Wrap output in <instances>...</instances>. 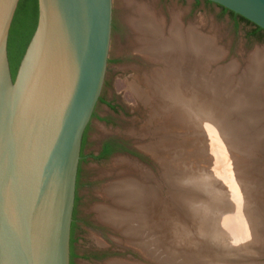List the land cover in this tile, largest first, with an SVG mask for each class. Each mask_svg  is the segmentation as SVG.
I'll return each instance as SVG.
<instances>
[{
  "label": "rangeland",
  "instance_id": "obj_1",
  "mask_svg": "<svg viewBox=\"0 0 264 264\" xmlns=\"http://www.w3.org/2000/svg\"><path fill=\"white\" fill-rule=\"evenodd\" d=\"M126 2L146 5L167 27L173 15L179 16L183 28L194 35L193 44L205 48L200 57L190 50L187 54L198 61L193 62L192 82L181 78L182 91L192 97L187 96L192 103L181 108L183 113L173 109L171 101L151 96L154 83L147 81L161 65L143 58L130 44L125 18L131 10ZM112 5L105 79L83 151L88 159L82 164L78 190L74 264H264V38L246 37L250 27L235 25L203 1L112 0ZM251 93L256 100L254 126L247 122L245 108L229 112L218 104L226 107L231 98L241 104ZM218 96L223 101L214 100ZM211 101L215 105L206 115L205 104ZM209 122L214 126L207 127ZM225 123L236 126L227 128ZM110 139L140 157L120 153L96 160L101 145ZM150 147L159 156L148 152ZM121 161L126 164L117 165ZM131 163L145 175L124 172ZM125 177L154 188L156 200L139 206L142 212L131 227L139 229L145 220L148 230L129 242V236L96 213L97 206L111 203L104 198L108 186ZM225 218L233 221L229 230ZM135 242L146 248H135Z\"/></svg>",
  "mask_w": 264,
  "mask_h": 264
},
{
  "label": "water",
  "instance_id": "obj_2",
  "mask_svg": "<svg viewBox=\"0 0 264 264\" xmlns=\"http://www.w3.org/2000/svg\"><path fill=\"white\" fill-rule=\"evenodd\" d=\"M264 31V0H206ZM0 0V264H70L81 142L103 87L112 0H37L12 79Z\"/></svg>",
  "mask_w": 264,
  "mask_h": 264
},
{
  "label": "bare ground",
  "instance_id": "obj_3",
  "mask_svg": "<svg viewBox=\"0 0 264 264\" xmlns=\"http://www.w3.org/2000/svg\"><path fill=\"white\" fill-rule=\"evenodd\" d=\"M127 4H128L127 8L131 10V15H128L125 18V24L130 29L132 34V37L130 39V44L134 47L135 51H138L139 53H142L144 55V56L141 55L143 56V58L145 57L146 60H149L150 62H155L157 63V65L159 64V66L161 65V68L155 67V69L152 72L153 74L151 75L152 78L150 77L151 79H148L147 81L148 83H150V81L154 83L152 85V89L150 88L152 90V93L154 92L151 96L160 99V101H166V100H168L169 102L171 101L172 102L171 107L176 110L178 109L180 113H183L184 112L183 110H185L188 107L187 105L190 106L192 101L189 100L191 94L187 93V90L182 91V88H185V84L181 82V78L183 76L184 82H188V81L192 82L193 62L198 61V59H195L194 61L188 59L187 54L190 50V52H193L192 53L193 55L200 57L204 54L203 50H205V48H203V46H200V43L193 44V42L195 41V37L192 34V32L183 28L179 16L173 15L171 22L169 23L170 26L168 25L167 27L165 25L163 17L158 16L155 12H153L154 10L153 11L151 9L149 10L147 7H145L146 5L144 4H143L144 6L134 5V2L131 3L129 2ZM256 85L259 84L257 83ZM188 94L190 96H188ZM251 94L248 96V100L247 101L245 100L247 103L243 101L240 104V100H238L237 98L235 99L231 98L233 99V101L228 100L226 107L224 106V103L218 102V104H220L224 109L226 108L227 110L230 109L229 112H231L232 110L234 112V110L236 111L237 108L238 109L243 108V110L245 108V113H247L245 115V118L247 122L249 123L252 122L254 126L256 124L254 122L255 120H257L256 118L257 116L255 113L252 112V108L256 107L255 105L256 100H255V95L253 94L251 95ZM220 97L218 96L214 100L218 101L217 98ZM222 98L223 97L219 99L220 102L223 101L221 100ZM190 99H192V97ZM213 102L214 101H211L210 104L208 103L205 104L206 115L207 114L210 115L211 111L208 108L213 107L214 104ZM200 108L202 109L203 107L200 106ZM224 109L219 110V115L224 112L223 111ZM253 114H255V116ZM216 121L220 126L219 117ZM209 123H207V127L209 126L212 127V125L214 126L213 123H211V125ZM228 124L226 125L225 123L227 128L230 127L235 128L236 126L235 124H229V125ZM261 136H264V134L262 135L261 133ZM156 150H157L156 148H152V147L147 148V151L151 152L152 154L153 152L155 154ZM156 154L157 156H159L158 153ZM124 163L126 164V162L121 161L117 165L120 166V164H124ZM124 172H126L127 174L131 173V175L133 176H137L138 174V176L140 175V177H142L143 175H145L144 172H139L138 166L134 163H131L130 168L125 169ZM142 184L143 183L142 182L140 183V181L135 177L132 178L125 177L119 179L117 183H115L112 186L111 185L108 186L109 188L105 190L104 193L105 197L104 196L103 197L111 201L110 205L97 206L96 209L97 212L94 209V211L97 213L98 218L102 219L105 223L110 225L114 230L121 229L123 232L122 234H124L125 237L126 235L129 236L128 239H125V242L126 241L129 242L130 241L129 238L131 237L132 239L133 238L140 239L144 235L142 234V236H140L141 233H143V231L147 228L148 222L146 224L145 220H144L145 222L142 221V223L139 224L140 225V228L138 227L139 229L135 230L133 227H131V225L134 224V222L136 221L135 219L137 218V216H139L140 211L142 212V210L139 209V206H142L143 202L147 200L150 202L151 200L153 201L155 200V192L153 190L154 188L151 186L153 189L150 188L148 189V187L147 188L143 187ZM147 204H149V202ZM149 207L150 206H148V208ZM225 209L226 212L231 211L230 209L228 210V207H225ZM131 210L132 211L137 210V212L139 211L138 215L129 214ZM140 215L144 216L142 213ZM144 218L145 216L142 217L141 219L143 220ZM235 218H237L236 215ZM225 219H224L225 224L228 225V228L226 229L229 230L230 225L232 224L231 222L233 221H230V219L227 218ZM238 221H240V219H238ZM241 227L242 229H244L243 226ZM146 230H148V228ZM238 230H240V228ZM149 231L147 232L149 233ZM124 235H122V237ZM134 245L136 246L135 248L139 250L146 248L144 247L145 244L143 245V243L141 242H135Z\"/></svg>",
  "mask_w": 264,
  "mask_h": 264
},
{
  "label": "trees",
  "instance_id": "obj_4",
  "mask_svg": "<svg viewBox=\"0 0 264 264\" xmlns=\"http://www.w3.org/2000/svg\"><path fill=\"white\" fill-rule=\"evenodd\" d=\"M197 3L200 1L205 2L207 5H214L206 0H195ZM220 9L221 15H227L235 25L242 24L245 27H250L249 33L246 35L248 38L261 39L264 38V31L259 27L255 26L251 22L234 14L231 11H228L221 6L215 5ZM38 16V5L37 0H19L13 21L9 30V36L7 41V57L9 62V67L11 72H13L17 66V63L20 62L25 49L32 37V34L35 30ZM110 107V106H109ZM83 146V142H82ZM113 152V149L109 147L108 144H105L101 153L95 157L97 160L108 159ZM73 217V216H72ZM74 243L75 238L73 234V227L70 231V264H74L73 260L75 259L74 253Z\"/></svg>",
  "mask_w": 264,
  "mask_h": 264
},
{
  "label": "flooded vegetation",
  "instance_id": "obj_5",
  "mask_svg": "<svg viewBox=\"0 0 264 264\" xmlns=\"http://www.w3.org/2000/svg\"><path fill=\"white\" fill-rule=\"evenodd\" d=\"M19 63L20 62L17 63V66H16V68H15V70L13 72H11V70H10L12 79L15 78L16 71H17ZM107 106L108 107L110 106L109 108L114 109L111 105H107ZM87 128H88V126L86 127V129L84 131V134H83V137H82L83 146H82V142H81L80 160H79V163H78L76 184H75V199H74V208H73V214H72L73 217H72V223H71V227H73L74 238H75V233H76V230H77V223H78L77 222L78 219L76 217V212H77V205H78V202H79L78 190L80 188V182H81L82 164L88 159V157L85 156L84 153H83L85 140H86ZM105 144H108L109 147L111 149H113V152L111 153L110 157L115 155V154H120V153L134 154L136 157H140L138 154L134 153L133 151H130L129 148L124 143H122V142H120L118 140H114V139L106 140L105 142H103V144L101 145L97 156L101 153V151H102V149H103ZM98 161H103V160H98Z\"/></svg>",
  "mask_w": 264,
  "mask_h": 264
}]
</instances>
